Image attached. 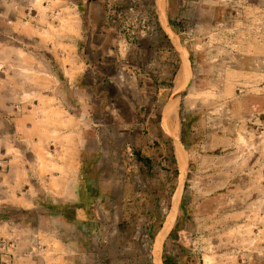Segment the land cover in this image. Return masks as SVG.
Instances as JSON below:
<instances>
[{"label":"rangeland","instance_id":"1","mask_svg":"<svg viewBox=\"0 0 264 264\" xmlns=\"http://www.w3.org/2000/svg\"><path fill=\"white\" fill-rule=\"evenodd\" d=\"M56 109L114 201L101 233L0 205V264L24 242L6 233H33L29 264H153L160 234L162 264H264V0H0V182L20 197L60 186L67 151L39 136Z\"/></svg>","mask_w":264,"mask_h":264},{"label":"crops","instance_id":"2","mask_svg":"<svg viewBox=\"0 0 264 264\" xmlns=\"http://www.w3.org/2000/svg\"><path fill=\"white\" fill-rule=\"evenodd\" d=\"M81 105L82 103L79 101L77 106ZM55 112L58 116L55 115L47 120L46 124L43 123L45 121L44 119L40 121V125L43 123L42 125H44V128L42 126L39 128V136H42V139L57 140L59 142L57 147H65L64 151H67L64 155L61 154L62 150L57 151L56 153L59 154L57 156L58 160H54V165H52V167L55 168L54 172H57V175L58 173L60 174L59 177L55 176V180L57 183H60V186L54 188L51 183H48L43 191L45 194L43 192L39 193V195L34 198L30 193H27L26 187L24 188V195L20 197L15 192L16 187H14L12 182H0V205L14 207L19 205L21 208H24V210H27L28 206L42 207L49 211V213H53V215H57L60 218V221L64 225L63 233H66L65 226L71 228L70 233H101L100 229L103 226L100 227L99 225L98 207H102V204L104 205L106 202H113L114 200L112 197L108 196V187L105 189H101V187L97 186L92 187L88 180H86V183H82L83 179H80L82 173H88V171L86 172L84 152H82L83 148L80 145L82 142L80 133H76L75 131V128L80 127L81 119L71 114L65 116L60 112V109H56ZM67 129L70 130L71 134L61 138L62 134L64 135ZM63 140H66V142H64L65 145L61 144ZM62 156L66 159L64 160ZM129 213L130 212H127L125 215L122 214V216H127ZM107 214L106 212L105 216ZM110 216H113V214ZM121 232L122 230L105 231V233ZM6 234L11 241H14L16 237L20 239V236L24 239V242L20 240L21 245L12 249L11 247L9 248V250L14 253V259L9 257L8 264H18L16 262L17 260L19 264H29L28 255L32 250L30 240L33 233H18V235L17 233ZM57 242L60 248L58 252H61L60 254H62L63 260H65V253L71 256V254H74L75 250L78 249L72 248V246L66 244L63 239L60 240V238H58ZM17 255H19L18 259H16ZM66 259L68 258L66 257Z\"/></svg>","mask_w":264,"mask_h":264},{"label":"bare ground","instance_id":"3","mask_svg":"<svg viewBox=\"0 0 264 264\" xmlns=\"http://www.w3.org/2000/svg\"><path fill=\"white\" fill-rule=\"evenodd\" d=\"M177 84V83H176ZM179 88V86H177ZM175 104V103H174ZM172 108H173V105L172 103H170V106H169V113L167 112L166 110V113L164 115V118L166 117V121H164V123L166 124L167 126V129L171 132V133H175L176 130H174V127H173V120H172ZM168 113V114H167ZM167 114V116H166ZM165 120V119H164ZM177 134V132H176ZM176 156H177V159L179 161L182 160V157H183V153H182V147L180 146L179 143H177V147H176ZM173 220V218H172ZM165 233V232H164ZM162 234L158 237L157 239V244L155 245V249H154V252H153V264H162V261H161V258H160V253H159V247H160V244H161V240H162Z\"/></svg>","mask_w":264,"mask_h":264},{"label":"trees","instance_id":"4","mask_svg":"<svg viewBox=\"0 0 264 264\" xmlns=\"http://www.w3.org/2000/svg\"><path fill=\"white\" fill-rule=\"evenodd\" d=\"M164 264H169L168 263V259H165V261L163 262Z\"/></svg>","mask_w":264,"mask_h":264}]
</instances>
